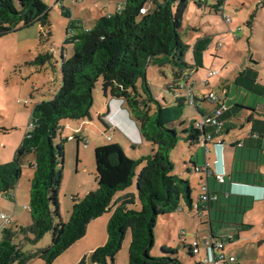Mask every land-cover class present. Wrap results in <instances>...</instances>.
<instances>
[{
	"label": "trees",
	"instance_id": "16d2710c",
	"mask_svg": "<svg viewBox=\"0 0 264 264\" xmlns=\"http://www.w3.org/2000/svg\"><path fill=\"white\" fill-rule=\"evenodd\" d=\"M190 1L125 0L124 7L101 15L91 28L83 29L78 20L74 26L69 23L68 29L73 30V36H68L64 43H72L74 53L67 56L62 51L61 84L51 99L34 104L31 128L17 147L13 160L0 163V193L12 194L22 176L24 158L33 154L30 165L34 174L29 200L32 222L28 226L2 228L0 264H28L36 258L42 259L44 264H53L85 235L88 224L105 212H111L107 222V239L89 254L91 264H113L129 231V264H183L177 257V249L166 245L162 248V255L150 254L154 246V227L161 215L173 213L185 204L199 214H208L210 236L217 238L212 225V210L218 211L219 217L224 212H245L252 206L255 201L253 196L233 192H228L226 202H221L222 192L211 190L209 185V197L217 195V198L203 202L198 196L196 206L190 180L174 171L170 152L180 138L177 126H181L184 138L190 144L199 143L204 134L216 136V127H198V119L183 127L187 92L191 90L188 78L195 67L201 66L199 52H202L196 45L195 64L186 61L189 44L183 39V20ZM142 8L145 12H141ZM215 11L220 12L216 8ZM63 14L71 17L72 13L64 8ZM255 16V13L251 14L246 23L249 28H252ZM35 23L46 28L41 33V42H44L52 34L50 9L44 0H18V4L15 0H0V37ZM54 59L53 52L43 51L31 63L40 67L47 64L55 67ZM151 64L160 68L169 67L171 82L168 89L174 95L171 102L155 95L148 79ZM100 78L109 102L106 111L98 113L97 119L105 128L107 140H112L117 132L127 138L121 128L112 127L106 120V113L111 111L110 100L116 102V99L122 98L142 137V142H131L130 147L137 148L145 141L151 142L152 153L131 157L119 141L98 145L95 148L97 187L84 197L73 195L70 217L64 221L60 213L59 190L63 181L65 146L64 140L56 142V138L63 120H92L94 89ZM257 79L258 71L245 67L237 75L235 83L263 96L264 86ZM195 99L199 102L195 107L201 117L214 113V110L203 113L200 107L201 102L208 100L207 96ZM242 108L247 107L240 103L228 106L219 117L223 122L222 131L226 128V120ZM249 109L254 111V108ZM247 120L252 124L251 132L257 131V137H264V119H255L250 115ZM108 136L111 138L108 139ZM74 137L80 144L81 137L78 134ZM192 163V167H187L188 172H204L196 170L201 165ZM135 180L136 191L116 197L118 192L131 187ZM249 198L252 202L248 201ZM138 203L139 208L132 207ZM47 232L52 234L51 243L36 250L25 251L22 242L15 241L24 235V241L35 243ZM220 239L226 249L224 239ZM234 239L232 236L228 238L230 242ZM193 248L190 244L192 255Z\"/></svg>",
	"mask_w": 264,
	"mask_h": 264
},
{
	"label": "rangeland",
	"instance_id": "374dc122",
	"mask_svg": "<svg viewBox=\"0 0 264 264\" xmlns=\"http://www.w3.org/2000/svg\"><path fill=\"white\" fill-rule=\"evenodd\" d=\"M15 1L18 4V0ZM44 1L50 9L52 32L50 37L44 39V42H41V33L45 32L46 28H43L39 23L12 30L0 37V163L13 160L17 147L31 128L34 104L38 101L51 99L61 84L62 51L67 56L74 53V45L64 43L69 36V23L74 26L78 20L83 29L91 28L101 13H114L119 6L124 7L125 5V0ZM206 1L208 4L201 11L197 10L198 1H190L189 9L184 16L186 21L199 24L203 28L204 34H211L208 42L205 43L206 63L204 68L191 71L192 74L188 78L189 86L195 97L200 99L202 94L208 95L211 92L224 97V85H232L230 93L232 97L236 95L237 88L236 83L233 85L235 75L241 73L246 65H255L254 61L256 60L264 63V0H226L224 13L234 21L230 30L226 21L222 19V13L211 12L210 7L214 1ZM64 8L71 11V17L63 14ZM253 13L256 16L252 28H249L246 23ZM237 24L241 26L242 30H237ZM248 36L249 41L247 40ZM183 39L188 41L191 36L184 33ZM43 51L53 52L55 67L52 64L40 67L31 63L38 53ZM192 56L191 49L186 55V61L189 64L192 62ZM258 69L263 73L262 82L264 83V64L258 65ZM213 70H217L219 73L210 75ZM148 79L159 99L165 98L169 102L173 100L174 95L168 89V84L171 82V72L168 66L160 68L155 64L149 65ZM240 92V104L264 103V97L257 93L246 89H242ZM106 101L103 80L100 78L94 89L92 120L83 122L63 120L61 122L62 128L56 142L64 140L65 146L63 181L59 190L60 213L64 221L70 217L73 195L84 197L90 190L97 187L95 148L101 145L100 136L105 138L104 143L119 141L127 155L131 157L152 153L151 142L145 141L143 145L131 148L118 132L113 135L112 140H107L106 134L100 131V123L97 119L98 113L106 111ZM201 118L197 108L186 103L183 127L189 126L194 119L200 120ZM177 128L180 138L176 147L171 150L170 156L175 164V173L189 178L190 173L187 167L193 166L191 156L193 155L197 159L196 149L199 146L186 141L181 126L179 125ZM77 134L81 137L80 144L74 137ZM85 141H88L87 146L84 145ZM32 159L33 154L24 158L23 173L15 188L18 190V200L20 201L17 213L15 216L13 215L15 221L12 220V222L4 224L0 218V234L4 226L14 227L17 223L28 226L32 222L30 213L27 216L24 208V203L30 199L31 179L34 174V168L30 165ZM140 168L141 166L138 170ZM191 173L193 175L189 180L193 186L194 197H196L200 193V172L193 170ZM129 191H136V180L128 189L118 192L116 197ZM0 200H2L1 195ZM248 201L250 202L251 198ZM11 204L13 207L16 206L15 203ZM132 207L139 208L140 205L138 203ZM107 214L109 213L105 212L92 220L87 226L85 235L65 250L53 264H91L89 254L107 239ZM28 217L29 220H27ZM212 220L215 236L218 239H224L226 252L235 254L241 264H264V201H253L252 206L245 212H224V215L219 217L214 210L212 211ZM210 227L208 214H199L196 210H191L183 204L177 211L161 215L158 218L154 227V246L150 254L152 256L162 255V248L166 245L177 249V257L183 264H197L198 262L205 264L207 249L204 247V241L210 236ZM30 236L33 235L30 234ZM231 236L235 238L232 242L228 240ZM195 239L199 240L200 249L199 252H193L194 255H192L189 245ZM51 240L52 234L47 232L35 243L24 241V235H20L15 241L22 242L25 251H31L46 247L51 243ZM130 243L131 232L129 231L113 264H129ZM28 264H44V261L36 258Z\"/></svg>",
	"mask_w": 264,
	"mask_h": 264
},
{
	"label": "crops",
	"instance_id": "0c3cea01",
	"mask_svg": "<svg viewBox=\"0 0 264 264\" xmlns=\"http://www.w3.org/2000/svg\"><path fill=\"white\" fill-rule=\"evenodd\" d=\"M207 4L208 1L201 0L196 5L198 7L197 10L201 11L203 8L206 7ZM210 8H211V12H215V14L220 13L215 11L214 2ZM198 14H200V12H198ZM101 15H103V13H101ZM185 21L186 20L184 18L183 34L185 33L191 36V39H189L188 41L185 40L184 41L189 44V50L192 49L193 51L192 62H191L192 65L195 64L194 47L197 45L199 48L202 49V52H199V61L201 66L195 67L193 69V71H198L200 68L201 69L204 68V65L206 63V59L204 57V53L206 50L205 43L206 41L208 42L211 34L210 33L204 34L203 28L200 27V25L197 24L196 22L191 23L190 21H186V22ZM233 23L234 21L231 24L227 23L229 30L232 29ZM238 26L239 25L237 24V27ZM247 40L249 41V36L247 37ZM213 56L218 57L216 55ZM254 63L255 65H250V66L246 65L245 67H251L257 70L258 71L257 80L261 85L264 86V83L262 82L263 73L261 72V70L258 69V65L264 63L263 62L261 63L259 60L254 61ZM237 75H235L234 77L233 85L235 83V79ZM224 86L225 87L223 89L224 92L223 99L225 103L230 107H233L235 106V104L240 103V99H241L239 96L241 93L240 91L242 89L245 90V88L237 85L235 92L236 95L231 97L230 93L232 92V85L225 84ZM262 92H264L263 89ZM204 96L207 95L202 94L201 98H203ZM108 102L109 100L106 101L105 104L106 108ZM243 104L247 108H242L241 110H237L238 111V112L236 111L237 113H234L230 118L226 120L225 123L226 128L224 129V131H222V135H221V138L223 140V145L222 146L215 145V143L212 141L208 142L207 146H205L202 142L196 143L195 145L199 146L196 149L197 159H195L193 155L191 156L192 161H194L198 165H203L207 159L208 160L217 159L218 162L215 164L216 169L218 171H222L224 168L226 172V181L224 183L217 181L215 176L212 174L208 175L205 172H200L199 174L200 177L199 184L208 183L211 190L226 192L225 194L222 193L220 194L221 202H226L227 200L226 196L228 192H233L242 195H250L253 196V199L255 201H264V137L262 138L257 137V131L256 132L254 131V133H252L251 132L252 124L249 120H247L248 116L250 115L252 118L255 119H264V103L259 102L257 105L254 104L249 105V103L247 104L243 103ZM110 106L112 112L111 113L112 120L115 122V124L119 125V127L127 134V138L129 140L125 137L123 138L128 142V146H130L131 142H137V143L142 142V137L140 135V132L138 131L137 127L133 124V122L130 120L129 115L124 110H121L119 108L117 102H111ZM200 107L203 113H209L213 110L214 104L209 102L208 100H205L201 102ZM249 108H254V111ZM106 114H108V112ZM83 121H88V120H82V122ZM100 131L101 133L105 134V128H103L101 124H100ZM104 139L105 138L103 136H100V140H101L100 144H104ZM202 148H204V151H202ZM31 161H33V159ZM189 173H190L189 178H191L193 173L191 172ZM0 195L2 198V200H0V211L6 214L11 213L10 216L14 222L15 221L14 216L15 213H17V206H20L19 204L20 201L18 200V190L15 189L12 192V194L0 193ZM198 196L199 195L194 197V193H193V199L195 204L198 201ZM29 200H27L24 203V208L27 210V211L25 210L27 216L30 213ZM11 203H15L16 206L13 207ZM107 213H109L107 214V222H108V220L111 217V212H107ZM27 220H29V217L27 218ZM15 226H22V225L17 223ZM210 235H211V227H210Z\"/></svg>",
	"mask_w": 264,
	"mask_h": 264
},
{
	"label": "built area",
	"instance_id": "2783aa9c",
	"mask_svg": "<svg viewBox=\"0 0 264 264\" xmlns=\"http://www.w3.org/2000/svg\"><path fill=\"white\" fill-rule=\"evenodd\" d=\"M191 1H198L200 2L201 0H191ZM214 1V6L216 9H218L222 15L224 20L228 23L231 24L233 22V19L226 15L224 13V7L226 0H213ZM141 12H145V8L141 9ZM237 30H241V27H237ZM69 36H73V30L68 29ZM219 71H211L210 75L218 74ZM193 90H189L187 92V103L196 106L199 105V102L196 101L195 95L192 92ZM207 99L209 102L213 103L215 105L214 107V113L212 115H206L202 117L200 120L196 122V126L201 127V126H214L216 127V136L213 135L212 133L204 134L201 137V141L205 146H207L208 142H214L215 145H223V140L221 138L222 135V130H223V122L219 120V117L223 115V112L228 108V105L225 103L224 99L222 96H219L213 92L209 93L207 95ZM111 137L108 136V139ZM88 145V141H85V146ZM218 162L217 159H211L208 160L199 168H196V170L204 171L207 174H212L215 176V178L219 181L224 183L226 180V172L223 168L222 171H218L215 167V164ZM208 184L207 183H202L200 184V193L199 196L203 202H206L209 198L210 199H216L217 195H213L212 198L209 197L208 193ZM197 206V204H195ZM201 214V213H200ZM0 218L4 221V224L12 222V218L10 215L0 211ZM184 233V232H183ZM2 239V235L0 234V241ZM194 246L192 252H199V241L195 239L192 243ZM204 247L207 249V255L204 260L205 264H241L240 261L238 260L237 256L232 253L226 252L224 249V244L221 241V239L214 238L212 236H209L205 239L204 241Z\"/></svg>",
	"mask_w": 264,
	"mask_h": 264
},
{
	"label": "clouds",
	"instance_id": "9594fccd",
	"mask_svg": "<svg viewBox=\"0 0 264 264\" xmlns=\"http://www.w3.org/2000/svg\"><path fill=\"white\" fill-rule=\"evenodd\" d=\"M113 100H114V99H111L110 102H112ZM116 102L118 103L119 108H120L121 110H124V111L127 112V114H128V111H127V109H126V107H125V104H124V100H123L122 98H118V99H116ZM111 113H112V112L110 111V112L107 114V116H106V120L112 125V127H114V128H120L119 125L115 124V122L112 120ZM128 115H129V117H130V120L135 124L136 121L131 117L130 114H128Z\"/></svg>",
	"mask_w": 264,
	"mask_h": 264
}]
</instances>
